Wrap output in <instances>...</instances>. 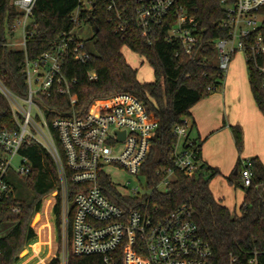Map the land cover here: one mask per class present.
Here are the masks:
<instances>
[{
  "label": "trees",
  "instance_id": "16d2710c",
  "mask_svg": "<svg viewBox=\"0 0 264 264\" xmlns=\"http://www.w3.org/2000/svg\"><path fill=\"white\" fill-rule=\"evenodd\" d=\"M13 1L0 0V82L7 90L16 96H25L26 58L35 60L51 51L58 36L72 33L86 22L93 29V37L77 42L85 44L89 55L87 61H76L69 51L63 60V73L69 81L76 82L71 93L77 97V102L73 105L69 96L57 92L51 98L44 99L42 109L48 122L73 115L84 119L96 102L128 94L142 101L149 115L158 123L151 153L142 169L148 186L154 190L148 198L149 206L143 208V200L139 198L119 197L111 188L110 178L101 175L100 185L105 194L121 205L126 213L148 210L156 220L165 219L184 207L191 212L201 237L211 246L217 264H229L231 256L237 259V264H246L255 252L258 253L259 263L264 264V165L261 160L257 157L250 159L253 179L249 187H245L241 179V159L228 180L231 186L244 193L240 214L223 206L210 189L211 182L221 172L201 161L204 141L199 138L193 140L198 160V170L193 175L187 176L176 170L174 164L178 142L174 135L175 126L191 117L193 107L218 92L224 80L215 43L229 37L222 23L225 6L232 5L234 0H177V7L194 17L198 26V46L192 56L185 53L179 42L167 41V31L173 20L163 24L154 36L152 45L142 37L136 24L129 27L127 36H117L114 34L113 14L107 10L104 0H84L89 8L82 10L77 24L72 20L73 14L78 8H85L80 0H37L26 28L25 51L11 50L7 47L9 36L13 33L14 25L24 16L17 11ZM125 4L136 8L138 1L125 0ZM124 47L146 60L154 71L153 82L142 83L138 80L137 70L127 63L122 53ZM246 62L251 94L264 116L262 80L254 66L248 60ZM90 73H95L96 79L92 80ZM11 124L10 106L0 92V129ZM230 128L238 152L242 153V129L239 126ZM194 129L192 124L190 137ZM20 154L30 161V174L22 180L33 196L24 203L14 198L0 200V229L6 231L0 238L1 264H61V245L53 259L56 251L53 208L57 196L54 191L59 190L61 185L56 164L46 149L33 143L24 144ZM168 170L173 171L169 184L157 188L163 177L158 173ZM70 187L74 188L72 185ZM69 202L73 213V197ZM14 207H19V212H12ZM61 210L60 195L55 208L56 227L60 233ZM34 217L33 228L31 223ZM122 259L123 248H119L111 254L108 263L104 262L102 256L77 258L69 253L68 264H123Z\"/></svg>",
  "mask_w": 264,
  "mask_h": 264
},
{
  "label": "built area",
  "instance_id": "2783aa9c",
  "mask_svg": "<svg viewBox=\"0 0 264 264\" xmlns=\"http://www.w3.org/2000/svg\"><path fill=\"white\" fill-rule=\"evenodd\" d=\"M137 1L138 6L132 8L125 0H104L114 17V34L125 37L129 27L136 24L142 37L152 45L163 24L173 20L167 31V41L179 42L188 56L194 54L198 46V26L194 17L177 7V0ZM36 3L37 0L13 1L15 8L24 15L13 27V32L21 33V41L19 46L8 41L7 47H20L25 51L26 28ZM80 3L85 8L74 12L72 20L76 24L82 10L89 8L84 0ZM222 26L228 30L229 37L215 43L220 71L226 75L234 55L243 51L260 76L264 89V0H234L232 5L225 6ZM78 40L81 39L73 32L62 33L51 51L35 60L26 58L25 96L12 94L0 82V92L12 113L11 126L0 129V200L14 198L9 172L17 157L20 158L15 168L17 175L24 178L30 174V161L20 153L24 144L33 143L51 154L61 182L56 202L61 195V238L67 243L61 264H68L69 253L77 258L102 256L108 263L111 254L119 248H123V264H217L211 246L201 237L186 208L162 220H156L148 210L126 213L100 185L101 175H105L119 197L139 198L143 200V208L149 206L148 198L153 189L140 196L137 189L128 187L129 184L119 188L106 171L107 166L115 165L134 179L144 176L142 169L151 153L158 123L142 101L132 95L119 94L93 104L84 119L73 115L48 122L42 109L44 99L57 92L69 96L73 105L77 102V97L71 93L76 82L69 81L63 73V60L69 51L76 61H87L85 44ZM89 76L96 79L95 73ZM191 125L188 119H183L174 128L178 139L175 168L187 176L198 170L197 152L190 139ZM250 165V159L241 161V179L245 187L252 184ZM162 174L157 188L169 184L173 171L158 173ZM71 197L75 207L73 213L70 211ZM19 210L14 207L12 212ZM1 260L0 250V264ZM229 264H237V259L231 256ZM246 264H260L258 253L255 252Z\"/></svg>",
  "mask_w": 264,
  "mask_h": 264
},
{
  "label": "rangeland",
  "instance_id": "374dc122",
  "mask_svg": "<svg viewBox=\"0 0 264 264\" xmlns=\"http://www.w3.org/2000/svg\"><path fill=\"white\" fill-rule=\"evenodd\" d=\"M16 25L17 24H15L14 27ZM73 33H74V36H76L77 38H79L81 40H87V39L93 37V29L86 22H83L81 24V26L79 28H77ZM20 34L21 33L19 31L15 30V32L10 34L8 41L11 43H16L17 44L16 46H19V43L21 41ZM9 48L11 50H17V51H20L22 49L20 47H9ZM122 53H123L127 63L133 69L137 70L138 80L140 82L150 83V82H153L155 80L153 69L150 67V65L146 62V60L142 56L131 51V49H129L128 47H124L122 50ZM234 66L238 70L237 71L238 72V74H237L238 85H239V88L237 91V93H238V95H237L238 106L235 107L234 109H232L231 104L227 105V115L231 116L232 119H235V116L238 117L240 122L233 124L232 127L233 126H239L242 129L243 139H244L245 134L248 136V148L250 150L256 149L257 151L258 150L264 151V145L259 144L258 141L256 140V138L254 137V135L252 133H250L251 130L249 128V125H250L249 115L248 116L242 115L241 111H240V109L241 110L243 109L241 103L246 104L244 106L249 108V100L251 99V95L249 92V85L247 84V81H248L247 62H246L245 53L243 51H238L234 55V57L230 63L227 75H225V77L229 75L230 70L232 68H234ZM225 77H224V80H223L221 86L219 87L218 92H216V94L223 91L224 85L226 83V79H228V77L226 79H225ZM213 94H215V93H213ZM212 95H210L209 97H211ZM208 98H206V99H208ZM251 101H252V99H251ZM229 130L231 133V134L229 133V136L231 138V136L233 137V134H232L231 128H229ZM192 136H194V137L197 136V131L195 129L192 132ZM233 141H234V138H233ZM231 142H232V139H231ZM217 144L220 146L230 145L228 143V139L225 135H223L221 138H219V140L217 141ZM231 147H232L231 152L233 151L236 155H238V158L240 157V155H243V153H246L245 149H243L242 153L238 152L235 141H234V144L232 142ZM119 148H121V147H119ZM115 154L118 155L119 151H117ZM245 160H247V159H245ZM241 161H242V159H241ZM19 163H20V158L17 157L13 163V167L11 168V170L9 172V176H10L9 180H10V182L14 188V194H13L14 199L20 203H24V202H29L32 199L33 194L30 191V189H28L24 185V181L22 180V178L19 177L16 173L15 168L19 165ZM235 168H236V166H235ZM235 168L232 170H229L228 168H226L227 170H226L225 174L222 175V173H221V175L217 177V181L214 185V188L216 190V193L219 194V196L220 195L229 196L228 199H229L232 207L235 209L237 208L236 210L232 209L231 211L233 213L240 214L239 207L241 204V196H242L243 191L240 189H237L235 186H231L228 183V180L232 178V175L234 173ZM106 171L111 176L112 181L119 188L122 187V185H124V184H129L128 187H130L131 189H137L138 194L140 196H143L145 194H149L152 192V189L148 186V179L146 176H140L138 179H134L125 170H123L119 166H115V165L107 166ZM57 191L58 190H56L54 192H56L58 194ZM57 205H58V201L55 203L54 208H53V216H54L55 229H56V251H55V254L53 256V259L57 256V254H58L57 252L59 251L60 245L62 247V254H63L64 249H65L66 244H67L63 241V239L61 240L62 234L60 232H58L57 227H56L57 226L56 225L57 224V217L55 216V208L57 207ZM0 208H1V203H0ZM35 217L33 218V221L31 223V226L33 228H34ZM35 232H36V230H35ZM5 234H6V231L4 229H0V238H2ZM59 242H60V244H59ZM61 257H62V255H61Z\"/></svg>",
  "mask_w": 264,
  "mask_h": 264
},
{
  "label": "crops",
  "instance_id": "0c3cea01",
  "mask_svg": "<svg viewBox=\"0 0 264 264\" xmlns=\"http://www.w3.org/2000/svg\"><path fill=\"white\" fill-rule=\"evenodd\" d=\"M237 71V68L234 66V68L230 70L229 75L225 77V79L227 77L228 79H226L223 91L218 94H213L208 99L201 101L193 107L191 110V117L188 119L191 124H194L195 130L197 131V136L194 137L191 133L190 139L193 141L199 138L200 140L205 141L201 150V161L208 166L219 169L222 175L225 174L227 170L226 168L229 170L234 169L238 164L239 158L244 160L257 157L264 165V151H257L256 149L250 150L248 148V136L246 134L244 135V149L246 153H243V155H240L238 158V155H236L233 151L231 152V144L232 142L234 144V141L233 137L231 136L230 138L229 136V128L232 127L233 124L240 121L237 116H235V119H232L231 116L227 115V105L231 104L232 109L238 106L237 91L239 85ZM247 84L249 85L248 81ZM249 92L252 99V101L251 99L249 100V108L244 106L246 104L241 103L243 109H240V111L242 115H249L250 133L254 135L259 144L264 145V116L260 113L252 97L250 87ZM223 135L227 137L230 145L220 146L217 144V141ZM216 181L217 178L210 184V189L215 199L220 201L221 204L228 209L236 210L237 208L235 209L232 207L228 199L229 196H219V194L216 193L214 188ZM243 200L244 193L242 192L240 207Z\"/></svg>",
  "mask_w": 264,
  "mask_h": 264
},
{
  "label": "water",
  "instance_id": "95a60500",
  "mask_svg": "<svg viewBox=\"0 0 264 264\" xmlns=\"http://www.w3.org/2000/svg\"><path fill=\"white\" fill-rule=\"evenodd\" d=\"M238 174V172L237 171H235V175H237Z\"/></svg>",
  "mask_w": 264,
  "mask_h": 264
}]
</instances>
